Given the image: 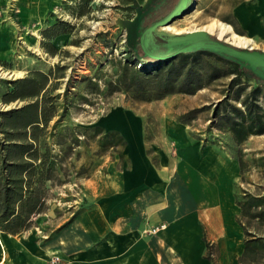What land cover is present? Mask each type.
Segmentation results:
<instances>
[{"label": "rangeland", "instance_id": "1", "mask_svg": "<svg viewBox=\"0 0 264 264\" xmlns=\"http://www.w3.org/2000/svg\"><path fill=\"white\" fill-rule=\"evenodd\" d=\"M132 1H135L140 7L152 3L149 6V10H152L151 15L146 18L144 23V27H147L152 22L165 17L179 0H171V2L163 0V3H161L162 0ZM253 2L255 0H190L185 13L169 25L172 26L171 28L168 29V26L159 28L156 33L176 36L187 35L195 31H206L235 46L264 51L262 46L253 43L251 37L240 29L235 16L236 9L240 4ZM17 3V0H9L4 7L5 11L1 10L0 13V18L8 19L18 33L15 37L13 50L0 55V61L8 62L7 67L0 65V79L15 80L25 77L32 69L48 71L56 65H61L68 67L67 76L70 78L71 92L81 89L83 81L86 79H92L99 83L101 89H104V83L110 79L112 73L111 61L124 59L123 57L129 55L127 53L129 31L121 24L126 15L120 8L122 0H91L87 5L90 12L83 16L81 13L84 8L81 2L59 0L52 5L42 20L33 18L27 27L18 23L17 15L20 11ZM14 10L19 12L16 13ZM241 14L246 17L245 12H241ZM56 21H64L72 25L74 32L70 35H63L54 41L58 49L64 50V52L52 57L42 46L41 32ZM211 22L223 24L231 31L223 36L218 32L208 31L206 26ZM233 33L250 40V44L239 45L232 39ZM75 40L81 41L79 46L71 45V42ZM66 52L69 53L68 56H66ZM68 78L61 80L63 86L59 93H63ZM229 81L230 78H221L211 82L194 95H171L161 101L144 103L134 101L123 93H115L111 96L91 94L88 96L89 102L80 103L75 100L63 125L80 127L101 125L100 120L109 112L117 108L124 109L145 118L147 143L150 148L155 142L166 141L165 129L171 122L182 124L180 121H186L188 119L186 117L192 113V117L194 116L195 119L188 125L191 133L187 134L186 138L195 148V152H198V157L196 155V159H188L186 164H188L189 170L186 172L182 168L180 176L191 179L192 183L188 185V188L191 191L190 196L192 195L195 199L196 207L208 208L217 205L223 208L227 206L230 210L228 222H231L232 230L235 231L229 236H225L226 247L224 250L227 252L225 258L231 262L229 256L235 255L234 257H236L238 252L240 257L242 256L246 237L238 220L247 227L253 236L264 238V220L249 221L242 218L241 210L237 204L238 201L248 203L253 197L264 198V134L250 136L243 143L237 144L230 140L226 127H219V118L215 117L214 109L228 96ZM250 89L248 87L246 93ZM233 102H237V105L242 107L241 102L236 99ZM260 103H264L263 98H260ZM22 104L16 102L5 106L0 102V111ZM81 139L84 138L81 137ZM98 140L99 138L91 139L89 137L85 145L74 150V155L67 161L69 176H66V179L68 181L64 185H56L52 189L47 210L53 209L58 213L57 209H61L69 216L72 208H68V204L71 205L74 200L73 195L78 197L79 194L80 196L82 194L79 189L80 185L77 184L79 179L89 177L93 170L104 161V156H111L113 160H118L121 163L125 162L119 157L118 152L121 148L112 150L111 154L98 156L96 154L99 149ZM211 141L216 144H212ZM199 142H201V146L197 147L195 143ZM56 150L58 152L60 148L56 147ZM228 157L237 160L235 163H229ZM238 159L243 163L241 170ZM102 172L104 173V170ZM231 182H233L232 187ZM236 208L238 212H235ZM254 211H264V204ZM234 212L233 219L231 216ZM233 223L234 225H232ZM217 252V248L213 246L211 254L214 258H216ZM243 264H264V247L258 250L256 261H245Z\"/></svg>", "mask_w": 264, "mask_h": 264}, {"label": "crops", "instance_id": "2", "mask_svg": "<svg viewBox=\"0 0 264 264\" xmlns=\"http://www.w3.org/2000/svg\"><path fill=\"white\" fill-rule=\"evenodd\" d=\"M8 1L0 0V13ZM58 1L17 0L19 25L42 20ZM235 16L240 29L264 50V0L240 4ZM17 34L8 19L0 18V55L13 50ZM100 124L125 137L129 162L104 156L89 177L77 182L82 194L73 195L69 216L49 209L26 231L11 235L0 230V264H47L55 255L60 264H213L206 258V242L217 248V264H239V252L229 256L231 262L225 258L224 238L235 231L228 222V207H196L188 188L191 179L180 176L182 168L189 170L188 159L198 157L186 138L189 126L171 122L166 141L149 148L142 115L117 108ZM227 161L236 162L229 157Z\"/></svg>", "mask_w": 264, "mask_h": 264}, {"label": "trees", "instance_id": "3", "mask_svg": "<svg viewBox=\"0 0 264 264\" xmlns=\"http://www.w3.org/2000/svg\"><path fill=\"white\" fill-rule=\"evenodd\" d=\"M69 1L81 2L84 8L81 16L90 12L87 5L91 0ZM131 4H134L132 0H122L120 8L126 14L123 22L135 17ZM73 32L72 25L56 21L41 32L42 46L52 57L61 55L64 50L60 51L54 41ZM80 43V40H75L71 45L79 46ZM127 53L128 57L111 61L112 73L105 81L104 89L92 79H86L81 89L71 92L68 67L61 65L48 71L32 69L25 77L15 80L0 79V102L5 106L23 103L0 111L2 232L16 235L26 231L32 227L35 217L47 211L52 189L68 181V159L74 155L76 148L86 144L89 137L99 138L98 156L121 148L118 152L120 160L129 162L125 155L128 142L119 131L107 130L101 125H63L75 100L89 102L91 94L111 96L123 93L137 102H154L171 95H194L213 81L230 78L228 96L214 109L219 127H226L230 140L237 144L250 136L264 134V103H260V98L264 101V82L249 70L242 69L238 63L203 50L181 53L172 59L153 63L140 60L130 47ZM65 54L69 55L68 52ZM0 65L7 67L8 62L0 61ZM66 78L63 93H59L63 86L61 80ZM248 87L251 89L246 93ZM232 95L242 107L233 102ZM186 118L180 123L187 126L195 119L192 113ZM56 147L60 148L58 152ZM238 161L241 170L243 163L240 159ZM237 204L242 218L264 220V211H254L264 204V198L253 197L248 203L238 201ZM238 222L246 236L239 263L254 262L258 250L264 247V238L253 236L240 220ZM206 246V258L217 264L211 254L212 246L208 242Z\"/></svg>", "mask_w": 264, "mask_h": 264}, {"label": "water", "instance_id": "4", "mask_svg": "<svg viewBox=\"0 0 264 264\" xmlns=\"http://www.w3.org/2000/svg\"><path fill=\"white\" fill-rule=\"evenodd\" d=\"M189 2L190 0H179L165 17L144 27L146 18L151 15L152 10H149V6L152 3L140 7L134 1L131 7L135 9V17L128 22L122 21L124 23L122 26L129 31L128 45L138 58L153 63L172 59L181 53L209 51L238 63L242 69L249 70L264 82V51L235 46L206 31H195L187 35L176 36L156 33L159 28L167 27L181 17Z\"/></svg>", "mask_w": 264, "mask_h": 264}, {"label": "bare ground", "instance_id": "5", "mask_svg": "<svg viewBox=\"0 0 264 264\" xmlns=\"http://www.w3.org/2000/svg\"><path fill=\"white\" fill-rule=\"evenodd\" d=\"M171 27L172 26H168L167 28L169 29ZM206 30L211 31V32H213V31L218 32L219 35H221V36H223V35H225L231 31L229 27H227L223 24H217L216 22H211L210 24H208L206 26ZM231 37H232V39H234V41L236 43H239V45H248L251 42L250 40L244 38L243 36H238L235 33H233L231 35Z\"/></svg>", "mask_w": 264, "mask_h": 264}, {"label": "built area", "instance_id": "6", "mask_svg": "<svg viewBox=\"0 0 264 264\" xmlns=\"http://www.w3.org/2000/svg\"><path fill=\"white\" fill-rule=\"evenodd\" d=\"M14 12H19V11H16V10H14ZM165 227V225L163 224V225H161V226H159V227H154V228H152L151 229V233H153V234H155V233H157L160 229H162V228H164ZM40 233H42V232H40ZM61 261H62V259L59 257V256H52L51 258H50V260L48 261V263L47 264H60L61 263Z\"/></svg>", "mask_w": 264, "mask_h": 264}, {"label": "flooded vegetation", "instance_id": "7", "mask_svg": "<svg viewBox=\"0 0 264 264\" xmlns=\"http://www.w3.org/2000/svg\"><path fill=\"white\" fill-rule=\"evenodd\" d=\"M166 2L168 1V0H165ZM161 3H163V0H162V2Z\"/></svg>", "mask_w": 264, "mask_h": 264}]
</instances>
